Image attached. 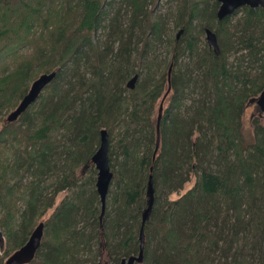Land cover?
Listing matches in <instances>:
<instances>
[{"label": "trees", "instance_id": "obj_1", "mask_svg": "<svg viewBox=\"0 0 264 264\" xmlns=\"http://www.w3.org/2000/svg\"><path fill=\"white\" fill-rule=\"evenodd\" d=\"M118 1L109 17L116 0H0V60L31 49L36 61L0 83V145L8 152L0 229L10 248L0 264L41 218L43 238L29 264H119L137 256L150 175L154 204L141 264H264V122L252 121L251 142L242 128L247 103L264 88V8L242 7L219 22L216 0H170L181 34L169 40L165 22L153 17L157 0ZM205 29L216 34L218 55ZM161 44L172 57L157 74ZM38 68L55 79L8 123L4 115ZM135 75L144 76L130 90ZM191 86L199 98L183 117ZM103 129L113 179L100 218L91 157ZM63 191L71 196L52 209Z\"/></svg>", "mask_w": 264, "mask_h": 264}, {"label": "water", "instance_id": "obj_2", "mask_svg": "<svg viewBox=\"0 0 264 264\" xmlns=\"http://www.w3.org/2000/svg\"><path fill=\"white\" fill-rule=\"evenodd\" d=\"M219 4L216 18L219 22L223 21L226 17L234 14L235 11L241 9L242 7H248L250 9L264 8V0H216ZM180 32L177 35V39L180 37ZM204 40L207 46L214 52V54H219V46L217 42L216 34L209 29L204 31ZM172 66L169 67L167 72V82L168 90L164 95L162 101L159 104L156 119V144L155 153L158 150L160 143V121L163 112V102L170 91V75ZM56 77V72L42 74L36 80H34L27 91L26 95L21 99L18 106L10 112L6 121L12 123L17 121V119L28 110L35 102L38 101L39 96L44 91V89L51 83ZM137 75L130 79L127 83V88L130 90L134 89ZM258 107L260 112L264 115V88L260 92L259 96L252 101ZM109 141L108 133L106 130H101L99 134V146L93 156L91 157V162L96 170V180L95 188L96 193L99 196L101 203V214L100 218L103 217L106 205V199L110 187V183L113 179V173L109 166ZM146 197L147 206L142 212L141 216V227L139 230L138 241H139V252L137 256H131L127 259H122L119 264H141L143 262V253L145 245L144 236V226L149 218L154 204V189H153V179L150 175L146 185ZM44 233V224L39 223L32 231L28 240L15 252H13L3 264H29L35 258V255L40 247ZM4 246V236L0 229V247Z\"/></svg>", "mask_w": 264, "mask_h": 264}, {"label": "rangeland", "instance_id": "obj_3", "mask_svg": "<svg viewBox=\"0 0 264 264\" xmlns=\"http://www.w3.org/2000/svg\"><path fill=\"white\" fill-rule=\"evenodd\" d=\"M147 1L150 2L151 0H147ZM117 7H120L118 0H116V5L111 10H109V13H108L109 17L112 16V14L114 13V10ZM152 11H153V17L154 18H160L162 21L165 22L164 38L169 39V40L174 39L175 36L177 35V32H178L177 29H174V24H173L174 2H172L170 0H157V3H155L154 6L152 7ZM125 18L126 19H123V20L126 23L127 17L125 16ZM203 38H204V35H203ZM94 41L96 42V44L98 46H101L103 44L104 36H103V33L101 31L96 32L95 37H94ZM155 54H156L157 59H158L157 66H156L157 69H155V73L158 74L162 71L163 67H166L167 64L170 62L172 54L170 53L169 45H166V44L159 45ZM33 55H34L33 51L31 49H28V50L21 51L20 57H14L13 55H11L8 58L1 59L0 60V83H5L4 78L8 77V76L12 75L14 72H16L20 64L26 63L29 66H31L33 63H35L36 61H34ZM34 57H35V55H34ZM234 60H235L234 56H231L229 58L230 63L233 62ZM182 64L186 65L187 60H184L182 62ZM40 69L41 68L35 69L34 72L30 71V75H28V76L26 75V78L28 80V90H29L32 82L34 80H36L40 75H42V73H40L38 71ZM18 70L21 71V69H18ZM143 76L144 75L139 76L138 81L141 80V78H143ZM193 88L194 87L191 86L186 91V94L184 97L185 99L182 102V106L179 109V114H181V116H183V117L187 116L186 113H187V110H189L188 108L190 107L191 104H193L194 101H196L199 98V91L192 92V90H194ZM9 90H11V92H14L16 90V87L11 85L9 87ZM15 96L16 95H13V97H15ZM11 100H12V98H11ZM37 102H35L33 105H35ZM6 103L7 102L5 101L4 104H6ZM11 111L12 110H10L8 113H10ZM4 113H5V111L3 112V114ZM156 114H157V112H156ZM6 116L7 115H4L3 119L6 118ZM255 119L263 123L264 122V115L259 111V109L255 105V103H253V102L247 103V105L244 109L243 115H242V128H243V134L245 136L246 142L252 141V131H253L252 121ZM0 130H1V123H0ZM6 157H8V152L0 145V170L2 169L1 167L5 164L4 159ZM87 170H89V169H87ZM193 184H194V179H192L191 182L185 186L183 191L188 190ZM69 196H71V193L69 191H63V192L58 193L55 197V203H54V206L52 209H54V207L58 206V204L65 197H69ZM44 217H46V215ZM43 219L42 218L39 219L36 224L40 223ZM1 231L3 233L2 229H1ZM9 249H10L9 245L4 240V246L0 250V256H4L3 254L5 252H8ZM10 255L8 254V257ZM7 258H5V260Z\"/></svg>", "mask_w": 264, "mask_h": 264}, {"label": "flooded vegetation", "instance_id": "obj_4", "mask_svg": "<svg viewBox=\"0 0 264 264\" xmlns=\"http://www.w3.org/2000/svg\"><path fill=\"white\" fill-rule=\"evenodd\" d=\"M40 223H42V222H40ZM38 224H39V223H38ZM31 233H32V232H31ZM30 235H31V234H30ZM4 240H5V238H4ZM27 240H28V239H27ZM19 248H20V247H19ZM19 248H18V249H19ZM14 252H15V251H14Z\"/></svg>", "mask_w": 264, "mask_h": 264}]
</instances>
